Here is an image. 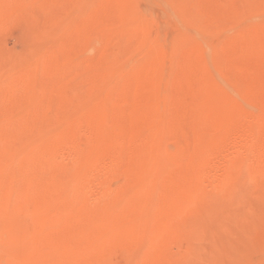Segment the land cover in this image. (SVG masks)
<instances>
[{
	"label": "rangeland",
	"instance_id": "obj_1",
	"mask_svg": "<svg viewBox=\"0 0 264 264\" xmlns=\"http://www.w3.org/2000/svg\"><path fill=\"white\" fill-rule=\"evenodd\" d=\"M136 2L0 0V253L264 264V0Z\"/></svg>",
	"mask_w": 264,
	"mask_h": 264
},
{
	"label": "bare ground",
	"instance_id": "obj_2",
	"mask_svg": "<svg viewBox=\"0 0 264 264\" xmlns=\"http://www.w3.org/2000/svg\"><path fill=\"white\" fill-rule=\"evenodd\" d=\"M113 1V0H112ZM168 1V0H167ZM136 3H138V8H140V10H141V12H143V13H146V12H148L149 11V9H150V2H149V0H137V2ZM135 8H137V7H135ZM134 11V10H133ZM148 14V13H147ZM142 15H144V14H142ZM146 15V14H145ZM137 17V16H136ZM140 19H142V18H140ZM127 20V19H126ZM133 20V19H132ZM128 21V20H127ZM134 21V20H133ZM132 21H130V23H131ZM148 22V21H147ZM136 23V22H135ZM185 23V22H184ZM189 23V22H188ZM129 24V23H128ZM134 24V23H133ZM137 24V23H136ZM195 24V23H194ZM139 25V27H140V23L139 24H137V26ZM185 25V24H184ZM186 25H188V24H186ZM191 25V24H190ZM193 25V24H192ZM142 27V26H141ZM140 27V28H141ZM185 27V26H184ZM187 27V26H186ZM144 28V27H143ZM188 28V27H187ZM186 28V29H187ZM190 28H191V26H190ZM189 28V29H190ZM166 29V28H165ZM140 30V29H139ZM139 30H137V32H140ZM145 31V30H144ZM47 34V33H46ZM138 34V33H137ZM141 35H144V33L143 32H141L140 33ZM166 34V33H165ZM52 36V35H51ZM137 36V35H136ZM164 36V35H163ZM168 36V35H167ZM182 36V35H181ZM180 36V37H181ZM183 36H185V35H183ZM46 37V36H45ZM45 37H43V38H45ZM138 37V36H137ZM141 37V36H140ZM179 37V36H178ZM186 37V36H185ZM143 38V37H142ZM163 38H165L166 39V37L164 36ZM47 39H48V37H47ZM158 39V38H157ZM156 39V41H158ZM184 39V38H183ZM188 39V38H187ZM50 39H48V41H49ZM164 40V39H163ZM167 40V39H166ZM166 40H164L165 42H166ZM45 41V39H43V41H42V44H43V42ZM155 41V42H156ZM159 41L161 42V39H159ZM175 41V40H174ZM199 41H200V39H199ZM170 42L172 43V41L170 40ZM41 43V42H40ZM159 43V42H158ZM158 43H156V45H158ZM177 43V42H176ZM180 43H181V41H180ZM45 44V43H44ZM155 44V43H154ZM173 44L174 45H176L174 42H173ZM178 44V43H177ZM185 44V43H184ZM149 46V45H148ZM177 46V45H176ZM203 46V45H202ZM156 47V46H155ZM154 47V48H155ZM146 48V47H145ZM48 49V48H47ZM47 49H45V50H47ZM150 49H151V45H150ZM152 49H153V47H152ZM147 51L149 50L148 48L146 49ZM141 51V50H140ZM151 51H154V50H151ZM143 52H144V50H143ZM207 52V51H206ZM145 53V52H144ZM147 53H150V50H149V52H147ZM211 56V55H210ZM206 58V57H205ZM171 59V58H170ZM201 59H203V58H201ZM167 61V60H166ZM205 61V60H204ZM204 64V63H203ZM207 65V64H206ZM206 67V66H205ZM204 67V68H205ZM164 69V68H163ZM204 71V70H203ZM206 74V73H205ZM206 76V75H205ZM211 80V79H210ZM213 80V79H212ZM165 82V81H164ZM216 90V89H215ZM216 92H217V90H216ZM211 94V93H210ZM212 95V94H211ZM216 96H217V94H216ZM229 96V95H228ZM218 97H219V101L218 100H215V101H213V102H210V108L211 109H215V110H218V112H220V110L222 111H224L226 108L229 110V108L231 107V105L229 104V102H228V100H227V95L225 96V95H223L222 93L220 94V95H218ZM230 97V96H229ZM97 98V97H96ZM213 98V97H212ZM217 98V97H216ZM231 100H232V98H231ZM233 104V103H232ZM105 106V105H104ZM233 107V106H232ZM101 108V107H100ZM207 108V107H206ZM235 108V107H234ZM238 108V107H237ZM102 109V108H101ZM226 109V110H227ZM236 109V108H235ZM208 110V109H207ZM77 111V110H76ZM102 111V110H101ZM210 111H212V110H210ZM225 112V111H224ZM227 112V111H226ZM225 112V113H226ZM240 112V111H239ZM217 113V112H216ZM237 113V112H236ZM242 113H243V111H242ZM241 113V114H242ZM222 114V113H221ZM219 115V114H218ZM221 116V115H220ZM245 116H247V115H245ZM252 116V115H251ZM230 119V118H229ZM251 122H252V118H251V121H250V124H251ZM253 123H255V122H253ZM245 124V123H244ZM249 124V125H250ZM254 125H256V124H254ZM248 126V125H247ZM249 127V126H248ZM247 127V128H248ZM245 128V127H244ZM245 130V129H244ZM244 132V131H243ZM243 136V135H242ZM243 138H244V136H243ZM241 140V139H240ZM254 141V140H253ZM243 142V144H244V141H242ZM237 143V142H236ZM239 144V141H238V143H237V145ZM247 146V145H246ZM249 146V145H248ZM251 146V145H250ZM234 146H232V148H233ZM245 149V148H244ZM246 149H249V148H246ZM254 157V156H253ZM165 161V160H164ZM154 162V161H153ZM256 162V161H255ZM164 163V162H163ZM250 163H251V161H250ZM248 164V163H247ZM165 165V164H164ZM249 165V164H248ZM251 166V165H250ZM258 166V165H257ZM64 168V167H63ZM157 168V167H156ZM212 168H214V167H212ZM216 168V167H215ZM214 168V169H215ZM153 169H154V167H153ZM245 169H246V167H245ZM244 169V170H245ZM248 169H249V167H248ZM213 170V169H212ZM220 170V169H219ZM247 171V170H246ZM253 173V172H252ZM220 175V174H219ZM158 178V177H157ZM146 179V178H145ZM257 180V179H256ZM149 181H151V180H149ZM153 181V180H152ZM214 182V181H213ZM145 183V182H144ZM140 184V183H139ZM197 186V185H196ZM194 188V187H193ZM149 189H150V186H149ZM139 190V189H138ZM152 190V189H151ZM135 191V190H134ZM145 193V192H144ZM150 193V192H149ZM127 194V193H126ZM131 195V194H130ZM137 195H139V194H137ZM136 195V196H137ZM140 196V195H139ZM147 196V195H146ZM138 197V196H137ZM193 201H194V198H193ZM205 201V200H204ZM146 203V202H145ZM193 204V203H192ZM147 206V205H146ZM205 206V205H204ZM145 208V207H144ZM196 210V209H195ZM198 211V210H197ZM199 215V214H198ZM140 216V215H139ZM137 218V217H136ZM130 221H132L133 222V220H130ZM140 222V221H139ZM130 223V222H129ZM162 223V222H161ZM133 224V223H132ZM11 225V224H10ZM16 225V224H15ZM9 227V226H8ZM7 228V227H6ZM135 229V228H134ZM157 230V229H156ZM170 230H171V228H170ZM169 230V231H170ZM9 231V230H8ZM13 231V230H12ZM16 231V230H15ZM155 231V230H154ZM186 231V230H185ZM129 232H131L132 234H133V232L132 231H129ZM134 232H135V230H134ZM167 232V231H166ZM171 232V231H170ZM170 232H169V234H170ZM179 232V231H178ZM12 234L10 235V237H12V240H13V242H14V247H13V249H12V251L11 252H9L7 255H3V254H1L0 253V264H10V263H12L11 261H13V260H15V259H22V260H25V261H28V264H36L37 262H38V260H40L39 262H40V264L41 263H44L45 262V260L48 258V257H50V256H48L47 254L46 255H41L39 258L38 257H35V255H33V257H31L30 255H28L27 253L26 254H24L22 251H21V248L23 247V246H25L26 244H28L29 243V238L28 237H26L23 233H18V231L15 233V232H11ZM168 234V235H169ZM33 235V234H32ZM136 235H138L137 233H136ZM124 236V235H123ZM156 236V235H155ZM138 237V236H137ZM143 237V236H142ZM145 238H146V236H144ZM156 238V237H155ZM167 239V238H166ZM166 239H163L162 240V242H165V240ZM174 239V238H173ZM169 240V239H168ZM167 240V241H168ZM172 240V239H171ZM173 241V240H172ZM135 242H137V241H135ZM172 243V242H171ZM108 245V244H107ZM33 251H35V250H33ZM37 251V250H36ZM161 254V253H160ZM39 255V254H38ZM50 255V254H49ZM53 255V254H52ZM59 255V254H58ZM36 256H37V252H36ZM168 256H169V254H168ZM56 257V256H55ZM46 258V259H45ZM66 258V257H65ZM160 258H162V257H159V259ZM171 260V259H170ZM166 262V261H165ZM38 264V263H37Z\"/></svg>",
	"mask_w": 264,
	"mask_h": 264
}]
</instances>
